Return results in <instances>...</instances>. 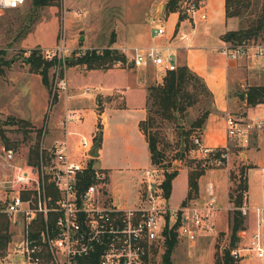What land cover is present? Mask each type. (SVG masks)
Wrapping results in <instances>:
<instances>
[{
    "label": "built area",
    "instance_id": "built-area-1",
    "mask_svg": "<svg viewBox=\"0 0 264 264\" xmlns=\"http://www.w3.org/2000/svg\"><path fill=\"white\" fill-rule=\"evenodd\" d=\"M25 1L0 0V12L19 8ZM181 8L194 17L201 6L195 0L189 3L183 0ZM201 17H206L205 12ZM164 31L163 26H157L153 34L162 35ZM220 51L232 59L262 58L264 70V36L228 40ZM85 52L67 46L64 37L54 48L40 51L44 58L56 62L51 78L50 107L60 97L69 95L70 82L64 73L66 56H80ZM127 64L160 66L166 71L179 65L169 44L135 47ZM89 90L90 86H86L83 92ZM90 112L85 107H66L58 123L62 137L42 145L35 163L13 164L11 177L5 176L1 181L4 194H0V213L9 218L11 236L7 249L15 264H163L172 230L178 239L195 243L200 234L213 225L212 215L217 208L213 182L206 186L207 198L203 204L187 203L172 208L161 182L149 167L143 171L141 181L145 187L139 203H119L108 188V169L97 165L99 156L91 153L100 140V131L88 133L73 127L89 119ZM225 126L227 142L223 145L205 144L200 132L190 135L197 149L219 165L229 164L232 143L247 146L256 132H264V116L229 112ZM3 149L6 160L12 165L16 159L14 149ZM238 209L243 213L248 211L242 203ZM253 209L257 213V230L251 235L249 246L232 248L231 253L236 257L246 256L250 250L264 257L260 233L264 206L254 205Z\"/></svg>",
    "mask_w": 264,
    "mask_h": 264
},
{
    "label": "rangeland",
    "instance_id": "rangeland-1",
    "mask_svg": "<svg viewBox=\"0 0 264 264\" xmlns=\"http://www.w3.org/2000/svg\"><path fill=\"white\" fill-rule=\"evenodd\" d=\"M152 1L156 3L154 6L151 5V8L153 7L154 10L158 6L159 12L167 4L162 0H59L55 4L35 6L33 0H26L19 8L6 9L0 12V194H4L1 181L5 176L11 177L10 174L14 171L13 164L27 165L30 162L32 148L36 142H38L39 152L42 145L46 146L54 139L62 137L58 123L65 108L68 106L86 107L84 103L80 105L66 104L65 101L59 103L60 97L51 107L49 105L44 113V107L49 102L50 88L44 84L38 72L30 69V62L26 59L27 55L34 48H38L39 51L54 48L64 37L66 45L76 50L84 49L87 51L94 47L117 48L124 52L126 59H129L132 57L135 47H142L134 46L128 49L129 43H136L135 41L141 32H148L159 24L158 19L146 17L148 5ZM263 7L264 0H243L240 5V14L234 15L238 19L237 30H245L255 22L262 14ZM73 57L75 58L72 54L67 55L65 60L69 61ZM259 59L262 60V58ZM116 66L127 67L129 64L115 61L112 67ZM53 69L51 66L50 80ZM87 69L90 68L77 63L66 66L64 73L68 78L71 77L76 84L73 92L77 93L79 98L91 96V99H88L91 102V109L98 114L101 112V107L94 95L103 90L105 85H109L108 83H113L116 75L114 72L116 71H88ZM165 74L166 70L160 66H153L147 72L152 84L160 83V80L162 82ZM86 86H90L88 93L83 92ZM208 104V96L201 95L196 102L187 108L183 114L184 118H180L179 123L183 126H179L176 122L162 120L159 130L162 137L160 147L164 151V156L160 163H153L152 161L149 163L143 153L138 158L141 167L137 170L121 168L118 160L124 151L118 147L119 142L117 140L103 146V153L96 159L97 165L108 167L109 181H111V186L109 185L108 188L111 192L113 186L115 189L113 192L116 193L115 199H120L119 203L122 205L139 203L134 184L136 183L137 187L141 185L139 194L142 195L145 186L141 180L139 184V175L145 167L153 169L154 176L162 185L165 170H179L183 167L189 169L192 160L193 166L198 159H202L206 163L205 173L207 170L209 173L203 177V181L212 179L209 176L213 169L230 165L229 184L218 187L220 190H217V184H214L217 194L220 193L221 196L218 197L217 195V213L214 212L212 215V227L204 230L195 243L179 238L171 255L173 264H223L219 260H223L224 250L229 248L231 253L234 247L249 246L251 235L257 230V213L250 208L252 207L250 205L264 206L263 160L248 168V189L241 191L243 195L242 204L248 207V211L247 213L241 211L244 217V228L238 229L233 235V217L239 206L236 205L235 195L240 180L246 174L245 170L241 176V169L243 166L246 168V164L242 163V156L239 154L240 146L234 147L235 154H230V164L226 165H219L211 156L201 153L193 144L191 137L186 154L180 155L179 149L184 150L186 148L182 130L190 129L193 131L192 134L200 132L202 129L194 127L193 122L208 107ZM30 112L38 116L39 119L42 115L43 120L33 121L28 116ZM94 119V127L92 122L87 123L89 119L84 120V131L90 133L92 128L98 132L102 131L103 124L100 117L97 115V117L94 116ZM2 133H5V137L2 136ZM6 138L11 143L10 147L6 145ZM3 147L14 149L16 159L11 162L12 165L6 160ZM93 151L94 148H92V153ZM181 174V181L185 183V171ZM221 179L223 182L226 181V176L225 178L221 177ZM179 183L177 182V185ZM180 195L181 189L179 188V191L175 189L171 198L172 206L178 203ZM196 200L199 199L196 198ZM260 233L264 243V224L260 225ZM241 252L247 251L241 249ZM251 253H253L252 256L247 258ZM250 254L236 257L231 253L233 257L237 258L239 264H264V257H259L257 251L250 250ZM10 255L12 254L7 249L5 255L0 257V264H15L14 259L10 262L7 261L11 258Z\"/></svg>",
    "mask_w": 264,
    "mask_h": 264
},
{
    "label": "crops",
    "instance_id": "crops-1",
    "mask_svg": "<svg viewBox=\"0 0 264 264\" xmlns=\"http://www.w3.org/2000/svg\"><path fill=\"white\" fill-rule=\"evenodd\" d=\"M162 1L167 2V0ZM195 1L201 6V9L195 13L194 17L182 11V0L179 3L181 4L179 5L180 8L178 7L177 10L167 11L165 6L161 13L159 12L160 8L158 6L154 10L153 7L151 8V5L154 6L156 2H150L146 17L149 19H158V26L164 27V33L154 36V28L148 32H141L137 41H135L136 43H129L127 47L129 49L134 46L144 47L153 44H169L172 46L173 51H175L179 64H187L192 70L204 78L212 92L213 102L211 111L202 127V138L205 144L223 145L227 142L225 117L229 112H244L247 115L257 113L264 116V101L253 104L248 100V90L251 86L264 85L263 60L249 56H244L239 59H232L225 56L220 51V47L228 42V40H233L227 37V33L238 29L237 17L227 14L226 0ZM203 12L206 14L204 18L201 17V13ZM135 34L137 33L135 32ZM152 67L129 65L127 67L116 66L108 69H87L88 71H116L114 72L116 75L114 76L113 83H108L109 85H105L103 90L98 91L94 95L98 99L99 106L101 107V112L98 114L91 109V102L89 101L91 96L79 98V95L73 92L76 84H74L71 77H69L70 93L68 96L61 98L59 102L63 103L65 101L66 104L73 103L75 105L84 103L86 105L85 108L91 111L87 123L92 122L93 127L94 116L97 117L98 115L103 124L100 148L96 150L99 156L103 153V146L109 143L111 144L113 140H117L119 142L118 147L124 151L122 157L118 160L120 162L118 164H121V168L125 167L132 171L141 167L138 160L140 154L144 153L149 163H151L148 140L140 129L139 124L148 114V86L152 84V80L147 75V72ZM38 74L42 78L41 74ZM48 107L49 102L44 107V113ZM28 116L36 122L37 120H43L42 115L41 119H39L32 112ZM73 127L85 129L83 122L76 123ZM235 146L238 145L232 143L231 153L235 154ZM239 154L242 156V163L246 164L247 175L250 166L259 164L264 160L262 158L264 155V132H256L247 146H240ZM263 167L262 170L264 171ZM106 168L108 169V167ZM229 169L230 165L213 169L211 171V175L213 176H209V178H212L210 180L206 179L203 181V177L209 173L208 170L202 174L199 178L198 191L188 202L191 204H202L207 197L206 186L209 182L217 184V190L219 189L218 187H223L224 184L227 186L229 184ZM183 171L186 174L185 183L181 181V173ZM142 175L143 172L139 175V184ZM225 176L226 181L224 180L223 182L221 177L225 178ZM177 182L180 183L177 185ZM109 185L111 186V181H109ZM134 186L137 189L138 201H140L141 195L139 194V189L141 185L137 187L135 183ZM179 188L181 189L179 201L175 206H172L171 198L174 190L178 189L179 191ZM189 189V169L187 167L180 168L178 174L172 180V191L168 198L169 205L172 208L182 206L181 201L183 198H186ZM113 190L115 189L112 186L111 192L115 198L116 193ZM217 195L218 197L221 196L220 193ZM196 198L199 200H196ZM119 200L117 199L118 202ZM254 205L256 206V204H251L250 206L252 207L250 208L253 209ZM216 210L217 208L214 212ZM253 253L247 258H250ZM12 260V258H9L7 261L10 262ZM247 262L249 263L248 260Z\"/></svg>",
    "mask_w": 264,
    "mask_h": 264
},
{
    "label": "trees",
    "instance_id": "trees-1",
    "mask_svg": "<svg viewBox=\"0 0 264 264\" xmlns=\"http://www.w3.org/2000/svg\"><path fill=\"white\" fill-rule=\"evenodd\" d=\"M59 0H33L35 6H45L49 4H55ZM243 0H226L227 14L238 15L241 12L240 5ZM168 0L166 4V10H177L179 5L183 3V0ZM183 17V15H182ZM263 34L264 36V7L262 14L259 18L253 22L245 30H234L227 33V37L233 40H243L250 38L252 36H258ZM26 59L30 62V69L34 72H38L42 76V80L45 85L51 86V80L49 79L50 67L54 65L55 60L46 59L42 56L38 48L32 49L31 53L27 55ZM124 60L127 62L124 52H121L117 48L113 49L110 47L97 48L87 50L80 56H75L69 59L67 66L81 63L86 65L88 68H103L108 69L112 67L117 60ZM51 90L49 89V94ZM201 95L208 96L209 104L208 107L197 117L193 122L194 127L202 129L203 124L211 111V105L213 102V95L209 89L204 78L197 72L192 70L187 64H179L176 69L167 70L163 77L162 82L153 83L148 86V114L146 118L140 121V129L146 135L148 140L150 157L153 163H160L164 156V151L160 147V142L162 137L160 136L159 127L160 123L163 121L176 122L179 126L183 124L179 123L180 118L187 108L196 102ZM248 100L250 103H257L264 101V85L251 86L248 90ZM184 118V117H183ZM202 131V130H201ZM200 131V132H201ZM192 130L184 129L182 134L185 137L186 148L184 150L179 149L181 156L186 154L189 147L190 135ZM5 137V133H2ZM102 140V132H100V141ZM193 142V141H192ZM194 144V143H193ZM7 147L11 146L10 141L6 138ZM195 145V144H194ZM180 146V145H179ZM34 148V149H33ZM32 148V153L30 155V162L35 163L37 159L38 152V142L35 143ZM195 161V160H194ZM191 161L189 168V185L190 189L188 195L183 200L182 205L188 203V200L197 193L198 184L200 176L205 173L207 165L202 159H198L195 166L192 165ZM245 166L241 169V176L245 172ZM179 170H165V177L162 181V186L164 188L165 195L169 198L172 191V180L178 174ZM236 193V205L243 203L242 189H248L247 175L240 180L237 186ZM244 217L240 209L235 210L232 230L233 235L238 229L244 228L243 226ZM9 231V218L6 214L0 213V257L4 256L7 250V243L10 239ZM177 233L172 230L169 238L167 239L166 249L163 254L164 260L163 264H173L171 258L173 248L178 242ZM235 246V243L233 244ZM223 264H239L237 258L233 257L230 253V249L226 248L224 250L223 260H219Z\"/></svg>",
    "mask_w": 264,
    "mask_h": 264
},
{
    "label": "water",
    "instance_id": "water-1",
    "mask_svg": "<svg viewBox=\"0 0 264 264\" xmlns=\"http://www.w3.org/2000/svg\"><path fill=\"white\" fill-rule=\"evenodd\" d=\"M188 3L191 2L192 0H186ZM94 148V151L92 153V149H91V153L94 155V156H99V153L97 154V149L100 148V140L96 141V143L94 144V146L92 147Z\"/></svg>",
    "mask_w": 264,
    "mask_h": 264
},
{
    "label": "bare ground",
    "instance_id": "bare-ground-1",
    "mask_svg": "<svg viewBox=\"0 0 264 264\" xmlns=\"http://www.w3.org/2000/svg\"><path fill=\"white\" fill-rule=\"evenodd\" d=\"M161 12V11H160ZM97 154H98V151H97Z\"/></svg>",
    "mask_w": 264,
    "mask_h": 264
}]
</instances>
